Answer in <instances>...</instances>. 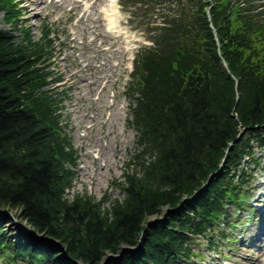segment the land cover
<instances>
[{
  "label": "trees",
  "instance_id": "trees-1",
  "mask_svg": "<svg viewBox=\"0 0 264 264\" xmlns=\"http://www.w3.org/2000/svg\"><path fill=\"white\" fill-rule=\"evenodd\" d=\"M21 1L0 0L4 21L20 31L0 27L6 264H176L198 255L197 238L211 248L213 233L227 238L220 225L244 205L250 183L243 160L264 145V2L121 0L153 45L137 52L129 85L136 139L118 184L124 195L98 201L67 197L78 153L63 92L53 86L63 77L53 70L52 28L41 23L35 37ZM232 143L225 170L187 201L220 170ZM11 214L29 227L19 241L7 230Z\"/></svg>",
  "mask_w": 264,
  "mask_h": 264
},
{
  "label": "rangeland",
  "instance_id": "rangeland-1",
  "mask_svg": "<svg viewBox=\"0 0 264 264\" xmlns=\"http://www.w3.org/2000/svg\"><path fill=\"white\" fill-rule=\"evenodd\" d=\"M23 6L32 24L48 20L56 30V72L64 75L60 89L67 96L66 121L80 151L74 191L97 198L122 196L112 183L122 177L136 139V131L127 123L130 103L125 90L135 52L147 40L128 24V15L107 0H25ZM2 28L10 30L11 25L3 22ZM33 31L39 35L36 28ZM256 178L255 187L264 191V161L256 169ZM254 227L240 236L246 241L235 252L236 259H229L233 263L264 264V244L256 237L260 226ZM7 228L14 241L20 239L18 225L8 224ZM203 251L208 254L204 258L207 264H221L216 254L215 259Z\"/></svg>",
  "mask_w": 264,
  "mask_h": 264
}]
</instances>
